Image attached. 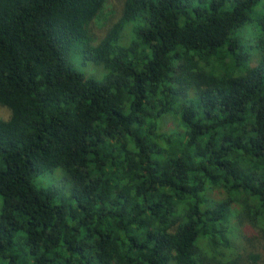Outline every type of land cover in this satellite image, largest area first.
<instances>
[{"label":"trees","instance_id":"obj_1","mask_svg":"<svg viewBox=\"0 0 264 264\" xmlns=\"http://www.w3.org/2000/svg\"><path fill=\"white\" fill-rule=\"evenodd\" d=\"M106 1L0 0V264H259L264 0Z\"/></svg>","mask_w":264,"mask_h":264},{"label":"rangeland","instance_id":"obj_2","mask_svg":"<svg viewBox=\"0 0 264 264\" xmlns=\"http://www.w3.org/2000/svg\"><path fill=\"white\" fill-rule=\"evenodd\" d=\"M122 0H107L105 3V6L98 16V18L94 22V31L96 35L98 36L100 33H102V30L107 27V25L112 24L117 20V17L120 13ZM260 9V6L257 8ZM252 29V28H251ZM251 29H248L247 32H243L246 35H248V32L251 31ZM104 31V30H103ZM252 42V41H251ZM255 56H253L254 58ZM72 62L76 69L81 72L86 77H93L97 80H100L104 76V70L102 67L96 66L90 61L82 60V57L80 54L78 56H72ZM255 60L253 59L251 65L255 66ZM9 111L0 106V119H7L9 117ZM34 184L38 187H44V188H55L58 190L65 191V182H64V171L60 168L54 169L51 173H46L44 175H39L35 178ZM212 196L215 198H222V193L218 190H215L212 192ZM246 224V223H245ZM236 234V235H235ZM239 234V235H238ZM257 233L254 229L248 230L245 228H242L240 233L234 231V233L230 234V239L236 238V241L234 242V246L236 247L241 244V253L244 254V258L251 254L252 252V243L255 244V242L258 244H264V241H261V239L257 236H255ZM252 242V243H251ZM259 246V245H258ZM258 252L262 254V261L259 262V264H264V250L262 247H258ZM243 264H249L247 261H244Z\"/></svg>","mask_w":264,"mask_h":264}]
</instances>
